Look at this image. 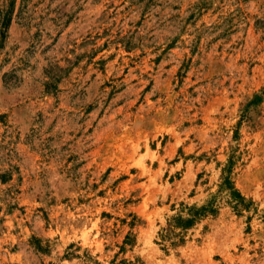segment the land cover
Returning a JSON list of instances; mask_svg holds the SVG:
<instances>
[{
  "label": "rangeland",
  "instance_id": "rangeland-1",
  "mask_svg": "<svg viewBox=\"0 0 264 264\" xmlns=\"http://www.w3.org/2000/svg\"><path fill=\"white\" fill-rule=\"evenodd\" d=\"M0 177V264H264V0H0Z\"/></svg>",
  "mask_w": 264,
  "mask_h": 264
},
{
  "label": "trees",
  "instance_id": "trees-1",
  "mask_svg": "<svg viewBox=\"0 0 264 264\" xmlns=\"http://www.w3.org/2000/svg\"><path fill=\"white\" fill-rule=\"evenodd\" d=\"M0 180L1 179L0 177ZM223 186L225 188H228L230 190V194L233 196V198L240 197L236 191L231 187V182L228 179H225ZM189 211V218H182L177 217L174 219V226L176 228H188L190 227L197 219H200V217L206 216L209 213H213L214 209H207V207H203L200 209H188Z\"/></svg>",
  "mask_w": 264,
  "mask_h": 264
}]
</instances>
